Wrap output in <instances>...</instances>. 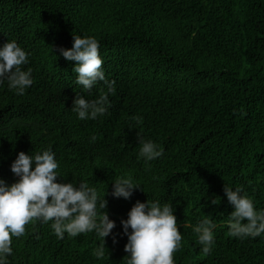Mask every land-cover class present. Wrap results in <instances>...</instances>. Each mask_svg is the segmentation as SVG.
Returning a JSON list of instances; mask_svg holds the SVG:
<instances>
[{
	"label": "trees",
	"instance_id": "1",
	"mask_svg": "<svg viewBox=\"0 0 264 264\" xmlns=\"http://www.w3.org/2000/svg\"><path fill=\"white\" fill-rule=\"evenodd\" d=\"M73 34L98 39L116 81L112 106L96 120L71 111L77 92L91 100L101 88L74 84L77 62L59 52L72 48ZM8 39L29 52L34 83L23 95L0 85V178L16 182L19 152L50 148L63 176L56 182L96 186L116 223L103 258L94 232L59 239L51 222L29 223L13 237L8 264H125L121 221L149 199L175 208L183 237L175 264H264V236L228 234L234 208L224 192L242 187L264 209V0H0V46ZM138 134L164 155L138 160ZM125 174L145 192L114 197L112 181ZM204 214L217 225L208 254L193 232Z\"/></svg>",
	"mask_w": 264,
	"mask_h": 264
},
{
	"label": "clouds",
	"instance_id": "2",
	"mask_svg": "<svg viewBox=\"0 0 264 264\" xmlns=\"http://www.w3.org/2000/svg\"><path fill=\"white\" fill-rule=\"evenodd\" d=\"M73 39L71 49L60 48L59 52L66 60L77 62L73 68L74 84L84 93H90L98 84L101 88L100 95L91 100L77 92L71 111L81 121L96 120L112 106L109 96L116 95V81L106 77L96 37L73 34ZM29 55L15 39H8L0 46V85L7 80L8 88L16 95H23L34 83L33 69L24 68L29 64ZM132 119L142 123L143 118L136 115ZM91 139L95 142L96 137L93 135ZM138 139V160L142 158L149 164L164 155L160 144L140 134ZM58 168L55 152L50 148L34 154L21 151L11 164V171L18 177L16 182L9 185L0 178V264H8V258L13 256V237L23 236L25 226L36 221L51 222L59 239H64L65 233L77 237L94 232L100 239L94 255L105 256L106 238L116 227L105 211L108 205L105 193L101 197L98 188L87 180L78 185L56 182L57 177H63ZM112 185L116 198L130 199L138 189L145 192L143 186L127 174L116 177ZM224 192L234 208L227 220L228 234L239 239L264 236V209H258L242 187L234 189L226 184ZM220 202L217 198L211 200L212 204ZM174 212L171 201L162 204L158 199H149L147 203H135L128 218L121 221L123 233L128 237L124 250L129 255L124 259L125 264H175L173 254L181 247L183 237ZM216 227L213 218L205 214L193 227L204 254L212 250ZM113 240L118 242L115 236Z\"/></svg>",
	"mask_w": 264,
	"mask_h": 264
}]
</instances>
